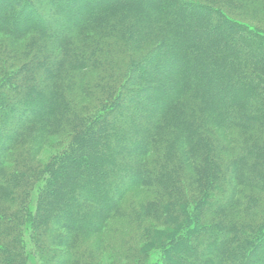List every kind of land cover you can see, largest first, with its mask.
Listing matches in <instances>:
<instances>
[{
  "label": "trees",
  "instance_id": "trees-1",
  "mask_svg": "<svg viewBox=\"0 0 264 264\" xmlns=\"http://www.w3.org/2000/svg\"><path fill=\"white\" fill-rule=\"evenodd\" d=\"M258 17L264 0H0V264H264Z\"/></svg>",
  "mask_w": 264,
  "mask_h": 264
},
{
  "label": "rangeland",
  "instance_id": "rangeland-1",
  "mask_svg": "<svg viewBox=\"0 0 264 264\" xmlns=\"http://www.w3.org/2000/svg\"><path fill=\"white\" fill-rule=\"evenodd\" d=\"M35 2V0H34ZM245 21L248 20V19H244ZM249 22H256L258 24V26H261L264 28V20H262L261 18H257V19H253V18H249L248 20ZM3 35H0V39ZM52 140V141H51ZM51 140L44 144L43 147H42V150L41 152L37 155L36 157V161L40 164V165H45L48 161L51 160V158L55 155V153H57L61 146L59 147L54 138H51ZM245 166H242L241 167V171H245L246 169H244ZM41 185V183H39L35 190L33 191V195L36 196L37 195V189L38 187ZM128 197L129 196H133V198L138 202V201H141L143 200L144 198H146L147 196L149 197V195H146L147 193L143 190V189H139V188H133L131 189L128 193H127ZM101 237V235H93L91 237H88V240L87 241H84L83 243L85 245L87 244H93L95 242H97L99 240V238ZM54 249H57V247H54ZM103 255V254H102ZM101 255V252H99V256L98 258H103L104 261H107V256L104 255L102 256Z\"/></svg>",
  "mask_w": 264,
  "mask_h": 264
}]
</instances>
